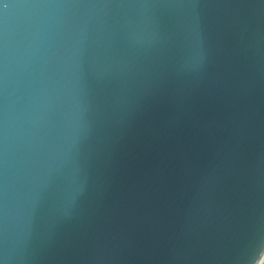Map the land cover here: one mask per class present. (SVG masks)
I'll return each mask as SVG.
<instances>
[{"label": "water", "instance_id": "water-1", "mask_svg": "<svg viewBox=\"0 0 264 264\" xmlns=\"http://www.w3.org/2000/svg\"><path fill=\"white\" fill-rule=\"evenodd\" d=\"M7 2L8 264H262L264 5ZM191 17L204 59L183 73L173 64L187 53L164 40ZM77 169L82 190L60 215Z\"/></svg>", "mask_w": 264, "mask_h": 264}, {"label": "snow or ice", "instance_id": "snow-or-ice-1", "mask_svg": "<svg viewBox=\"0 0 264 264\" xmlns=\"http://www.w3.org/2000/svg\"><path fill=\"white\" fill-rule=\"evenodd\" d=\"M83 0H74V3H82ZM131 0H97V4L100 7H121L130 3ZM192 0H144L143 6L147 7H160V8H183L189 5ZM259 3L264 5V0H259ZM0 5L4 9V14L0 17V30H2L4 24L7 21V9L11 6L7 0H0ZM198 36V22L195 17H191L180 26L175 33L168 35L164 43L168 45L169 49H179L187 54L175 59L173 64L174 68L178 72L183 73H195L203 62L204 56L201 47L197 41ZM159 39V37H155ZM122 68L131 71L132 62L124 61ZM85 131H89V126L85 125ZM2 154H0V196L3 193L2 182ZM82 183L80 181L79 169L73 174V187L70 192L64 197L58 204V213L60 215L65 214L71 209L72 204L79 196L82 190ZM254 258V257H253ZM0 264H8L6 255L0 253Z\"/></svg>", "mask_w": 264, "mask_h": 264}, {"label": "trees", "instance_id": "trees-1", "mask_svg": "<svg viewBox=\"0 0 264 264\" xmlns=\"http://www.w3.org/2000/svg\"><path fill=\"white\" fill-rule=\"evenodd\" d=\"M262 264H264V261L262 262Z\"/></svg>", "mask_w": 264, "mask_h": 264}]
</instances>
